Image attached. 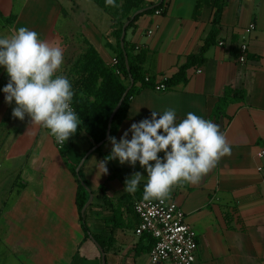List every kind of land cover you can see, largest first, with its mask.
<instances>
[{
  "label": "crops",
  "instance_id": "1",
  "mask_svg": "<svg viewBox=\"0 0 264 264\" xmlns=\"http://www.w3.org/2000/svg\"><path fill=\"white\" fill-rule=\"evenodd\" d=\"M196 2L164 0L160 15H143L125 31V40L144 53L145 80L158 85L199 53L214 10L203 7L194 18ZM12 6L13 0H0L2 16ZM96 10L88 0H24L13 30L27 27L63 49L71 37L92 49L104 66L113 67L118 16ZM249 24L255 30L246 35ZM218 28L215 44L201 64L186 71L185 82L164 91L145 88L130 99L115 137L119 141L131 124L150 118L151 111L162 114L167 109H175L177 122L192 112L219 125L231 155L220 159L199 183L174 186L165 199L182 209L197 234L195 264H264V156H260L264 151V0H226ZM243 42L248 51L240 63L238 46ZM79 138L86 146L78 156L73 153L69 158L72 152L67 153L71 166L79 164L90 146L87 137ZM51 143L50 138H42L33 145L29 168L13 173L12 180L19 177L22 186L17 185L10 201L5 197L6 173L0 169V264H72L75 255L77 264H102V248L83 240L75 200L77 180L61 156V147ZM101 147L80 169L91 194L103 186L107 197L105 202L92 194L86 224L104 242V264H153L148 258L150 237L133 234L138 219L121 198L128 195L129 201H135V193L124 191L125 179L142 173L145 180L137 189L142 191L146 170L138 162L132 167L116 160L107 162L108 173L103 175L97 161L110 155L111 144ZM10 151L20 160L18 142ZM109 236L113 240L107 246Z\"/></svg>",
  "mask_w": 264,
  "mask_h": 264
},
{
  "label": "clouds",
  "instance_id": "2",
  "mask_svg": "<svg viewBox=\"0 0 264 264\" xmlns=\"http://www.w3.org/2000/svg\"><path fill=\"white\" fill-rule=\"evenodd\" d=\"M105 5L118 6L115 0H105ZM63 63V47L39 38L27 27L0 36V67L9 77L2 92L5 103L15 102L12 117L20 121L30 117L31 124L49 130L60 144L73 137L81 123L72 107V84L59 74ZM108 143L110 155L97 161L103 175L108 173V161L132 167L138 162L147 173L144 200H163L174 186L199 183L220 159L231 155L219 125L192 112L177 122L175 109L162 114L151 111L150 118L131 124L119 141L110 136ZM142 180L145 176L134 172L125 179L124 191L134 194Z\"/></svg>",
  "mask_w": 264,
  "mask_h": 264
},
{
  "label": "trees",
  "instance_id": "3",
  "mask_svg": "<svg viewBox=\"0 0 264 264\" xmlns=\"http://www.w3.org/2000/svg\"><path fill=\"white\" fill-rule=\"evenodd\" d=\"M94 4L99 6L104 11H113L115 15L118 16V30L116 31V42H117V64L113 67H106L103 65L100 58L90 50V55L84 61V63L80 66L81 71L85 74V80H91L95 78V75L98 73L100 77V83L95 93L94 101L89 105V107L84 111H82L80 101L76 96L75 86L74 85V98L72 102V107L76 114L78 115L81 123L77 129L76 134L71 137L68 141L62 144L60 153L65 162L68 164L66 155L73 148L75 141L79 138V135H84L90 141V146L81 156H83L94 146L104 141L106 130H107V122L112 114L113 110L117 106L120 101L122 95L127 91L122 104L118 111L114 114L111 125H110V136H116L117 130L119 129L120 124L126 118V111L128 109V105L130 99L140 90L145 88H155L160 84H163L166 88H172L180 83L185 82L186 80V71L192 67L198 66L204 59L205 53L208 49L215 44V38L219 32V21L221 17V12L226 5V0H197L193 17L199 14L200 10L203 7L212 8L214 10L213 18L211 21V29L203 42V45L196 56H192L189 60L181 66L175 74L171 77L163 80L161 83L156 85L152 80H145V76L142 72V65L145 62V57L143 51H138L135 45L129 44L124 37L123 46L120 47V35L122 26L128 22V26L126 31L131 28L135 22L143 15L151 14L155 11H160L162 13L164 9V0H115L117 7L106 6L105 0H91ZM142 11L135 15L136 12ZM125 58L127 61L128 70L125 67ZM118 72V74L116 73ZM83 81V80H81ZM130 81L132 85H130ZM79 82L76 81L75 84ZM54 137V136H53ZM55 138V137H54ZM108 143V140L104 142V144ZM102 147L96 149L93 153H98ZM92 154V153H91ZM89 156L85 159L84 163L88 160ZM83 166V165H82ZM69 170L72 175L77 180L78 188L76 193V206L79 213V220L81 224V228L84 233V241H89L92 244H97L103 251L105 248L103 246L104 242L99 241L100 235H96L89 231L86 219L87 212L90 206L85 210L84 215H80V211L88 200V193L86 188H88L87 182L81 177V170L78 174L75 173L76 166H71L68 164ZM89 189V188H88ZM105 188L103 186H99L96 193L93 194L94 197L100 198L106 201ZM128 195H124L121 198L124 199L125 202L128 203V209L133 211V203L135 201L144 200L143 198V190L135 192V201L133 199L129 201L127 198ZM156 200V199H150ZM146 201V200H145ZM113 237L109 236L106 239L107 246H110L112 243ZM151 245L153 240L150 238ZM150 246V245H149ZM147 246V248L149 247ZM150 249V248H149ZM77 258L76 255L73 258L72 264L76 263Z\"/></svg>",
  "mask_w": 264,
  "mask_h": 264
},
{
  "label": "rangeland",
  "instance_id": "4",
  "mask_svg": "<svg viewBox=\"0 0 264 264\" xmlns=\"http://www.w3.org/2000/svg\"><path fill=\"white\" fill-rule=\"evenodd\" d=\"M24 0H13V6L9 13H6V16H2L0 13V36H8L14 33L13 26L15 24L18 9L20 5H22ZM89 5L91 7H95L96 11L101 12V9L97 7L91 0H88ZM120 4V3H118ZM94 9V8H93ZM60 26V23L58 24ZM74 39L70 37L69 46L64 48V63L62 65L61 71L59 74H63L67 76L70 80L72 87L75 86L76 96L82 104V111L89 107V105L94 101V95L97 91V88L100 83V77L97 73L94 79L85 80V74L81 71V65L84 63L85 59L90 55V50L83 46L80 42H73ZM83 47V48H82ZM9 77L7 75L6 70L3 67H0V169L4 170L6 173L5 176V188L6 190V200L10 201L11 197L14 196L15 192L19 189L18 186H22L20 178L13 179V173L21 172L24 169L29 168L30 158L32 157L30 154L33 150V145L37 142L41 141L42 138H50L52 141L53 147H57L54 142L55 139L53 135L50 134L49 130L39 126L31 124L30 117H25L24 121H20L18 119H14L12 117V109L15 107V102L11 105L5 103L4 93L2 89L8 83ZM83 80V81H81ZM78 81V84L75 82ZM37 134L35 137L29 138V133ZM20 144V160L17 158V155L14 152H11L13 144ZM86 146V141L84 139H77L71 149L70 156L73 157V153L78 156L80 150H84ZM5 147V149L3 148ZM5 152L3 157L2 150ZM69 154V153H68ZM97 153H92L89 155L88 160L86 161V166L93 160ZM78 158V157H77ZM83 172L81 170V177H83ZM9 181V182H7ZM13 181H15L13 183ZM11 190V191H10ZM87 227L91 232L92 227L87 223Z\"/></svg>",
  "mask_w": 264,
  "mask_h": 264
},
{
  "label": "built area",
  "instance_id": "5",
  "mask_svg": "<svg viewBox=\"0 0 264 264\" xmlns=\"http://www.w3.org/2000/svg\"><path fill=\"white\" fill-rule=\"evenodd\" d=\"M154 13L160 15V11ZM254 30L255 26L249 24L244 29V33L249 35ZM247 51L246 42L238 46V62L243 63L246 60ZM116 64V59H113L111 66ZM116 73L118 74L117 71ZM155 88L160 91L166 89L163 84ZM57 146L60 148L62 144L57 143ZM260 156H264V151L260 152ZM133 213L138 219L133 234L137 237L147 235L153 240L148 250L151 263L195 264L198 249L197 234L185 221L184 212L174 201L168 199L135 201Z\"/></svg>",
  "mask_w": 264,
  "mask_h": 264
},
{
  "label": "water",
  "instance_id": "6",
  "mask_svg": "<svg viewBox=\"0 0 264 264\" xmlns=\"http://www.w3.org/2000/svg\"><path fill=\"white\" fill-rule=\"evenodd\" d=\"M142 11H138L135 13L138 14ZM128 26V22H126L123 26H122V30H121V35H120V47L122 48L123 46V40H124V36H125V31H126V28ZM125 67L126 69L128 70V67H127V61H126V58H125ZM130 85H132V82L130 81ZM127 91L122 95L120 101L118 102L117 106L115 107V109L113 110L112 114L110 115L109 119H108V122H107V130H106V135H105V138H104V141H102L101 143L97 144L96 146L92 147L84 156L83 158L80 160L79 164L77 165L76 169H75V173L78 174L82 165L84 164V161L85 159L92 153L94 152L96 149L100 148L104 142H106L109 138V133H110V125H111V121H112V118L114 116V114L118 111V109L120 108L121 104H122V101L126 95ZM86 191L88 193V200L87 202L85 203V205L83 206L82 210L80 211V215L83 216L84 215V212L85 210L89 207V205L91 204L92 202V194L90 192V190L88 188H86ZM100 253H101V259H102V264H104V261H103V253H102V250L99 249Z\"/></svg>",
  "mask_w": 264,
  "mask_h": 264
}]
</instances>
